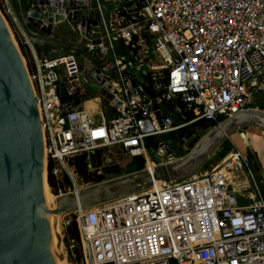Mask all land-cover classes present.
Segmentation results:
<instances>
[{"label": "built area", "instance_id": "obj_1", "mask_svg": "<svg viewBox=\"0 0 264 264\" xmlns=\"http://www.w3.org/2000/svg\"><path fill=\"white\" fill-rule=\"evenodd\" d=\"M107 3L118 6L108 10ZM37 7L42 13L53 9L50 23H67L85 50L82 58L67 54L52 60L24 54L43 132L45 181L49 174L61 181L60 173L70 180L55 197L77 191L78 180L90 186L119 177L112 172L121 173L137 159L152 175L157 166L149 151L157 152L159 165L185 157L163 135L199 122L216 127L254 110L255 98L264 96V0H42ZM2 8L16 33L8 0ZM57 15L61 21H55ZM115 43L126 48V56L116 52ZM18 45L24 47L26 39L18 37ZM125 74L141 84L127 85ZM63 94L72 99L61 103ZM81 95L84 103L74 105ZM90 101L100 104L99 119L85 106ZM150 138L155 147L146 146ZM226 156L227 170L214 166L181 180L154 181L63 217V264H264L263 193L246 156L234 145L220 161ZM79 158L100 181L82 180ZM229 175L232 181L247 179L248 189L231 188ZM71 220L78 239L68 233Z\"/></svg>", "mask_w": 264, "mask_h": 264}, {"label": "water", "instance_id": "obj_2", "mask_svg": "<svg viewBox=\"0 0 264 264\" xmlns=\"http://www.w3.org/2000/svg\"><path fill=\"white\" fill-rule=\"evenodd\" d=\"M39 2L42 0H8L17 28L26 39V45L32 47L39 57L47 60L67 54L82 58L85 50L76 45L71 35L61 36L56 33V27L50 23L53 9L42 13L37 7ZM66 2L64 0L65 4ZM51 6H54V2ZM117 6L116 3H107L108 10ZM119 11L120 9L116 10ZM57 12L61 13V10ZM95 18L93 26L97 24L99 16L96 15ZM127 18L129 19L128 16ZM61 20L62 16H55V21ZM94 30L98 32V29ZM98 37V33L92 35L93 39ZM108 61L105 58L99 64L104 66ZM79 68L80 71L83 70L82 65ZM140 74L143 79L146 78L145 70ZM124 76L129 86L137 87L141 84L133 76ZM111 77H116V74H111ZM143 88L153 100L151 92L146 87ZM85 89L89 97L96 96L95 90L90 86ZM71 99V96L66 98L63 94L60 101L65 103ZM85 100L84 95L73 98L76 106L82 105ZM140 106L144 107L143 104ZM154 109H157L156 105ZM67 110H72L70 104H67ZM157 115L160 120L159 114ZM247 126L264 131V113L248 110L234 115L212 128L185 157L166 165H159L157 152L149 151L152 164L157 166L152 175L141 170L60 195L56 197L55 206L50 211L42 194L45 160L37 101L26 61L14 44L8 25L0 14V264H61L49 214L62 219L69 214L147 189L154 181L170 182L187 178L197 172L223 141ZM162 138L174 148L168 135H163ZM192 142L193 139L188 142V146ZM89 159L91 166L95 167L93 152L89 154ZM58 241L60 243L59 237ZM63 242L65 244L67 239L64 238Z\"/></svg>", "mask_w": 264, "mask_h": 264}, {"label": "rangeland", "instance_id": "obj_3", "mask_svg": "<svg viewBox=\"0 0 264 264\" xmlns=\"http://www.w3.org/2000/svg\"><path fill=\"white\" fill-rule=\"evenodd\" d=\"M3 5H4V0H0V12L2 14H3V10H2L3 9L2 8ZM4 18L6 20L8 28L10 30V33L12 34L11 36H12L13 42L16 45V47H18L19 51L21 52V49H20V47L18 45V37H20V35L18 33V29L15 27L17 32L14 33L13 28H12V24H11L12 22H11L10 18H7L5 16H4ZM55 31H56V33L58 35H61V36H70V35H72V32L70 31V29L67 26V23H65V22L60 24L58 27H56ZM115 49H116V52L118 54H124L126 56L127 53H128L126 48L121 46V45H119V43H115ZM21 54H22V52H21ZM23 54H24V52H23ZM23 54H22V56L24 57ZM24 59H25V57H24ZM25 61H26V59H25ZM26 64H27V62H26ZM91 104L93 106L89 110L90 113L92 115H94L96 119H99L100 117H99L98 110H101L100 109V107H101L100 104L98 102H96V101H91ZM253 106H254V108H253L254 110L261 111L258 107H256L255 102H254ZM261 112L264 113V111H261ZM210 130L211 129L204 128V127L190 126V127L186 128V129H184L183 131H178V132H174V133L170 134V138L172 140V143L181 152V155L186 156L192 150V149L189 148L188 142L191 139H193V142H195L197 140L199 142ZM231 138L234 140L233 143H235V146L239 150L243 151L242 146L240 144H238V141L235 139V136L233 134H232ZM248 138H250V137H248ZM250 140H251V138H250ZM146 144H149V145L151 144L152 147H155V144H156L155 143V138H150L149 140H146ZM221 151H222V146L219 145L218 148L208 157V159L204 162V164L197 171H201L202 172V171H205V170H209L211 167H214V166H216V167L224 166V169H227L228 166L230 165L228 163L229 156H226V158H224V160L220 161L221 160L220 159ZM249 159H248V161H249ZM135 162H136V160L130 162L128 164L127 168L120 173L121 174L120 176H123V175H126V174H130L131 173L130 171L133 170L132 168L134 167V163ZM249 166H250V168L252 170V173H253V176H254V179H255L256 183L258 185H260L259 182H258V178H257V176H256V174L254 172V167H253V165H252V163L250 161H249ZM230 177H231V175H229V178ZM59 178L61 179L62 182L61 181H57L56 179H55V182H58V184H62V186L60 187L62 191L65 190V189L67 190V187L70 184V180L68 179L67 176H65L64 173H60L59 174ZM229 178H228V181H229ZM44 179H46L45 176H44ZM75 187H77L78 189H81V188L86 187V185L83 184L80 180H78L77 183H75ZM46 189H47V192L49 194L50 193L53 194L51 188L48 186V183H47ZM56 191H58V190H56ZM261 191L264 193L263 189H261ZM53 195H55V194H53ZM72 224L76 225L75 220H71L70 227H72ZM70 227L67 229L68 233L70 232Z\"/></svg>", "mask_w": 264, "mask_h": 264}, {"label": "crops", "instance_id": "obj_4", "mask_svg": "<svg viewBox=\"0 0 264 264\" xmlns=\"http://www.w3.org/2000/svg\"><path fill=\"white\" fill-rule=\"evenodd\" d=\"M18 29V28H17ZM18 33L20 37L24 38L19 30ZM24 54L26 57L36 56L35 51L29 45H25L23 47ZM256 100V101H255ZM254 102L256 107H258L261 111H264V96L258 95L255 98ZM89 108H92L91 105L87 104ZM254 107V106H253ZM235 139L238 141V144L242 146L243 151H241L247 159L252 163L254 167V172L258 178L259 186L264 190V131L254 127L247 126L239 129L235 133H233ZM232 135L229 136L227 141L230 146L234 145ZM250 137V138H248ZM236 147V146H235ZM237 148V147H236ZM238 149V148H237ZM228 166V165H227ZM228 184L234 190H242L248 189V181L247 179H242L241 181H232L231 177L229 178Z\"/></svg>", "mask_w": 264, "mask_h": 264}, {"label": "trees", "instance_id": "obj_5", "mask_svg": "<svg viewBox=\"0 0 264 264\" xmlns=\"http://www.w3.org/2000/svg\"><path fill=\"white\" fill-rule=\"evenodd\" d=\"M20 49H21V52L23 54V52H24L23 51V47L21 46ZM28 68H29V66H28ZM252 108H254V107H252ZM215 125H216L215 123L199 122V123H197L195 125H192V126L204 127V128L212 129V128H214ZM186 128H188V127H186ZM186 128H184V129H186ZM184 129H181L180 131H183ZM197 142H198V140L193 142V143H191L189 148L192 149ZM146 146L148 148L152 147L151 144L150 145L147 144ZM221 146H222V151L220 153V155H221L220 159H222L227 154V152L231 149V146H230V144H229V142L227 140L223 141ZM143 164H144V162H143L142 159H137L136 162L134 163V167L132 168L133 170H131L130 172L133 173V172L140 171L143 168ZM75 165H76V170H77L79 176L82 178V180L85 183L89 182V181H94V182L100 181L99 177H96L95 179H92L91 176L87 174L86 169H85V165L83 163V159L82 158H79L78 160H76ZM112 174H114L115 176H119L120 175V173H118V172H112ZM47 183H48V186L51 188L53 194H55L57 192L56 190H58L62 186V184H58V182H55L54 177L51 176L50 174L48 175ZM263 196H264V193H263ZM69 233H70V236L72 238L78 239V232H77V227H76L75 224H72V227H70V232Z\"/></svg>", "mask_w": 264, "mask_h": 264}, {"label": "bare ground", "instance_id": "obj_6", "mask_svg": "<svg viewBox=\"0 0 264 264\" xmlns=\"http://www.w3.org/2000/svg\"><path fill=\"white\" fill-rule=\"evenodd\" d=\"M87 104L93 106L91 104V101L85 103V106L87 107V109L90 110V108L88 107ZM229 167H230V165L228 166V168ZM227 169H225V170H227ZM44 176H45V174H44ZM155 184H157V183L155 182ZM46 187H47V183H46V181L44 179L43 180V186H42V194H43V197H44L45 202L47 204L48 210L51 211L53 209V207L55 206V199H56V197L53 194H51V193L49 194L47 192ZM49 223H50V225L54 229L56 241H57V244H58V251H59L60 262H61V264H63V259H64L63 258L64 257V255H63V249H62L61 244L58 241V237L60 238V235H61L60 219L54 218L51 214H49Z\"/></svg>", "mask_w": 264, "mask_h": 264}]
</instances>
